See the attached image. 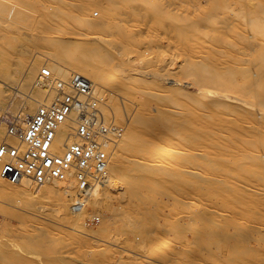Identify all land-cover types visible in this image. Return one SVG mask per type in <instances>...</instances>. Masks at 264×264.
<instances>
[{
    "label": "bare ground",
    "instance_id": "bare-ground-1",
    "mask_svg": "<svg viewBox=\"0 0 264 264\" xmlns=\"http://www.w3.org/2000/svg\"><path fill=\"white\" fill-rule=\"evenodd\" d=\"M16 8L11 15L0 0V110L12 101L6 45L34 53L32 62L17 65L25 93L46 63L62 80L73 73L89 79L107 120V109L121 117L113 101L123 100L129 124L107 182L87 207L122 205L107 217L124 223L126 234L140 233L130 252L138 256L134 264H264V0H29ZM39 91L27 92L14 113L22 128L48 97ZM65 138L59 134L54 152H63ZM19 186L37 192L32 181ZM13 187L0 175L4 205L19 199ZM41 187L59 194L55 224L67 225L72 238L52 258L78 264L72 255L94 234L80 222L87 207L76 214L66 200L77 194L76 178L69 173ZM152 193L174 203L163 205ZM37 210L29 213L38 222L32 227L5 230L0 264H28L26 251L47 248L50 232L39 221L48 215ZM104 258L117 264L125 255Z\"/></svg>",
    "mask_w": 264,
    "mask_h": 264
},
{
    "label": "built area",
    "instance_id": "built-area-1",
    "mask_svg": "<svg viewBox=\"0 0 264 264\" xmlns=\"http://www.w3.org/2000/svg\"><path fill=\"white\" fill-rule=\"evenodd\" d=\"M16 7H10L11 15L18 12ZM34 88L48 97L26 127L15 118L3 120L7 134L0 144V175L12 185L29 180L41 187L50 179L65 181L72 173L78 189L70 209L81 213L96 188L107 182L125 127L107 121L104 101L81 74L62 80L44 66ZM62 132H66L65 144L58 154L54 147Z\"/></svg>",
    "mask_w": 264,
    "mask_h": 264
},
{
    "label": "rangeland",
    "instance_id": "rangeland-1",
    "mask_svg": "<svg viewBox=\"0 0 264 264\" xmlns=\"http://www.w3.org/2000/svg\"><path fill=\"white\" fill-rule=\"evenodd\" d=\"M20 1H29V0H4L6 12L7 13L9 12V9L11 6H13V5L17 6V3H20ZM31 1L32 0H30V2ZM18 10H19V8H18ZM93 13H95L93 20L99 21V18L101 17V12L97 9H93ZM97 14H99L98 15L99 18H97ZM4 20H5V22H7V19H4ZM34 41H35L36 45L40 44V41H38V40H34ZM17 46L18 45H6L5 49L3 51V53L5 54L3 56V64L5 67L9 66V69H6V70H8L6 72L8 74L9 79L7 78L6 79L7 81L6 80L5 81L7 82V84H9L12 81L9 84V86L10 85L12 86V89L10 88L11 86L8 87L9 90H8L7 94L9 96L11 95L12 101H10V102L13 103V99L15 101L16 100L17 101L15 102L14 107L9 101H6L5 103H3L1 110H0V122L3 119V117H6L5 119H14L15 118L14 113L17 110H21V107L23 108V106L25 104L24 99H26V98H24V97H27V96L29 97L33 93L40 92L39 90L34 88L36 80L34 81L31 89L29 88V90H27L26 93L19 86L20 84H18V83L22 80V77H21L22 71L20 68L17 67V65L21 61H24L25 63H28V64L30 62H32V60H33L32 56L34 55V53H33V55L31 52L29 53L28 51H25L23 53L17 48ZM162 46H164V47L167 46V42L163 41ZM147 53L150 54V52H147ZM149 54H146V55H149ZM164 57H165V55H163L161 57L163 59V60L161 59L162 61L166 60L165 58H167V54H166V57L165 58ZM44 66H46V63L43 64L41 66V68H43ZM40 71L41 70H39L37 72L36 77L40 74ZM36 77H35V79H36ZM55 77L59 78L58 75ZM27 92H29L30 95ZM15 94H17V95H15ZM14 95H15V98H14ZM22 97H23V99H21ZM19 101H21V102L19 103ZM113 102L118 104L119 109L121 110V117L118 118L117 120H115V117L113 115L114 112L112 113L111 110L107 109V111L110 114V117L108 118L107 121L108 122H115L117 125H121V126H124L125 128H127L129 121H130V117H128V115L125 111V108L123 105V100L121 98H118V101H115V99H114ZM103 112H104V110H103ZM131 112L133 113L134 111L132 110ZM2 132H3V136H2L1 143L3 142V140L7 134V126L6 125H4ZM7 183L9 185H11L12 187L14 186V185L10 184L8 181H7ZM32 184L35 187V189L37 190V192L35 191V193H33L31 195H28L25 192V188L23 186L13 187V188H17V190L19 192V196H18L19 199L15 201V204L14 203H8V204L4 205V201H2L0 199V206L1 205L4 206L3 209L0 210V239L1 240L4 239L5 233L7 232L5 230L22 228V227H29V226L32 227L33 225H35V223H38L37 221H34L32 219V217L29 213L31 211H36L38 208L46 207V209H44L43 211L39 210V209L37 211H39L40 213H44V214L48 215L47 221H45V220L39 221L50 232V239L48 241L49 243L47 245V248L45 247L42 249H30V250L26 251L24 256H25V258L29 259L28 264H67L66 262L54 261L52 258L55 256L56 253L59 252V250L62 249V247L65 246V244H66V243H64L65 240L72 239L70 237V234H69L70 230H69L67 225H65V226L62 225V227L60 226V228H58L57 227L58 225L55 224L57 222V219H56V215L52 211V209H53V206H54L56 199L59 198V194L49 193L45 189V187H37L33 182H32ZM73 197L74 196H67L66 197V200L69 201V206H70V203H71V200ZM150 198L153 200L158 199L159 201H161V203L163 205H166V206H170L174 203L173 199L166 194L157 195V194L152 193L150 195ZM121 206L122 205L118 204L117 202L111 203V201L106 200L105 202H103L101 204L99 209L96 211H94L93 208L87 207L86 212L80 218V222L84 225V227L87 230H89L90 232H92L94 234V238L85 239V240L80 241L81 245L83 247L81 249L83 251L78 255H72L71 259H74V260L76 259L78 261V264H113V263L108 262L104 257H106V255H108V254H114L115 257H118V255H120V254H123V256L125 255V259H127V260L122 259V261L120 260L117 264H119V263L120 264H134L133 260H131V259L136 258L138 256L132 255V253H130V252L136 251L134 249V247H135V244L140 243V238H141L140 233L130 231L129 234L128 233L126 234L125 230H127L128 228L126 227V225L124 223H122L121 221L120 222L111 221L112 222L111 223L107 217L108 216L107 211L110 208H113V209L121 208ZM69 208H71V207H69ZM147 208H150V209L153 208V203L149 202ZM23 210H26L27 212H23ZM69 212H71V211H69ZM70 214L73 215L72 213H70ZM104 218H106L105 222H104ZM151 219H154V217H152ZM4 244L5 243L2 241V245H4ZM89 250L98 251L96 258H92L91 256H87L86 259L84 260L83 258H85V252H88ZM138 251H139L138 254L144 253V251L146 252V248H143L142 250L139 249ZM38 252L42 253L41 259H39L37 257ZM79 255L82 257H80ZM71 262L72 261L70 260L69 263H71ZM83 262H85V263H83Z\"/></svg>",
    "mask_w": 264,
    "mask_h": 264
}]
</instances>
